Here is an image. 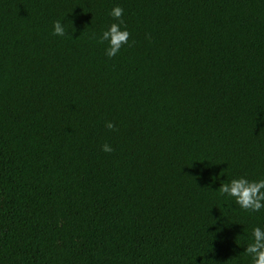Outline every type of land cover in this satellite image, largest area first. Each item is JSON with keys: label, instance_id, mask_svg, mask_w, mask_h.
I'll use <instances>...</instances> for the list:
<instances>
[{"label": "trees", "instance_id": "obj_1", "mask_svg": "<svg viewBox=\"0 0 264 264\" xmlns=\"http://www.w3.org/2000/svg\"><path fill=\"white\" fill-rule=\"evenodd\" d=\"M241 174L264 178V0H0V264H249L264 210L219 192Z\"/></svg>", "mask_w": 264, "mask_h": 264}, {"label": "clouds", "instance_id": "obj_2", "mask_svg": "<svg viewBox=\"0 0 264 264\" xmlns=\"http://www.w3.org/2000/svg\"><path fill=\"white\" fill-rule=\"evenodd\" d=\"M108 15L112 18V22L102 28L97 39L101 44L106 45L105 56L113 59L121 53L122 49L130 46L131 33L124 19L123 7L114 6ZM66 34L64 23L59 19L55 20L52 24V35L63 38ZM105 127L108 130H114L115 124L112 121H106ZM102 151L111 153L114 149L110 144L104 143ZM219 192L221 196L231 199L235 205L247 212L259 213L264 210V178L251 179L244 174L233 176L221 183ZM244 249L243 253L248 257L249 264H264V226L257 224L251 228L250 235L245 240Z\"/></svg>", "mask_w": 264, "mask_h": 264}]
</instances>
